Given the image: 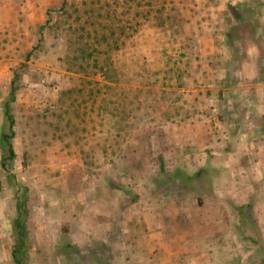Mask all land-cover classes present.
Wrapping results in <instances>:
<instances>
[{
    "label": "rangeland",
    "instance_id": "obj_1",
    "mask_svg": "<svg viewBox=\"0 0 264 264\" xmlns=\"http://www.w3.org/2000/svg\"><path fill=\"white\" fill-rule=\"evenodd\" d=\"M234 2L0 0V135L21 75L11 104L14 187L0 149V264H17L15 251L22 264H101L99 236L113 228L121 246L127 215L139 212L140 178L162 180L152 170L174 148L183 157L171 176L198 185L189 196L219 201L215 209L238 234L240 252L226 246L215 264H264V115L256 104L264 111V42ZM203 117L217 143L193 150L203 134L188 122ZM223 142L241 154L220 159L213 152ZM118 249L114 264L123 262ZM132 250L130 264H154ZM194 256L193 264L207 263Z\"/></svg>",
    "mask_w": 264,
    "mask_h": 264
},
{
    "label": "crops",
    "instance_id": "obj_2",
    "mask_svg": "<svg viewBox=\"0 0 264 264\" xmlns=\"http://www.w3.org/2000/svg\"><path fill=\"white\" fill-rule=\"evenodd\" d=\"M240 2L243 4L241 9L250 15L248 20L256 24L257 38L264 42V0H235L232 6ZM257 101V111L264 115L262 101L259 99ZM188 124L192 128L201 129L204 135H201L199 140L195 139L190 144V148L193 147V150L195 148L200 150L214 148V145L208 147L209 142L213 141L215 144L217 141L208 131L211 123L206 117L195 119L193 122L190 120ZM252 125L257 131V127H261V122L260 120L254 121ZM243 129H247V127ZM240 135L242 138L240 137L239 141L241 142L246 134L241 132ZM251 138L253 139H250V142L259 140L258 134ZM222 144L219 152H213L220 154L221 151L223 156L220 159L226 157L227 154L236 156L241 154L239 147L237 151L228 152L224 142ZM159 157L165 163L164 165L161 163L163 166L154 167L152 172L162 173V180L155 181L148 174L144 176V179L140 178L142 181L144 180V188L142 192L137 193L133 204L139 212L137 215H127L128 218L125 220L128 222L125 225L126 228L122 229L123 240L120 246L121 254L124 255L122 264H130L131 261H135L129 258L135 253L132 248H136L143 255L147 254L148 263L153 262L154 264H193L194 257L196 258L194 255L197 252L207 256V263L215 264L224 254L223 250L226 246L240 252L234 243V241H238L237 232L227 227L228 223L223 220L222 216L220 217L221 213L215 209L219 206V201L211 203L202 197L203 199L199 203L198 199L189 196V188L181 179L171 176V173L173 174L174 170H178L180 166L178 161L183 157L181 151L175 148L170 149L163 156L160 154ZM167 163L168 166H166ZM198 166L192 164L186 169L190 168L195 173L200 167ZM165 205L167 209H164ZM141 209L143 213H141ZM124 214L126 213H123V216ZM130 222L135 224L131 226ZM114 235L115 232L112 228L105 233V237L101 234L95 244V248L105 250V257L98 259L101 264H114L116 254L120 253L118 251L119 243H113L112 236ZM91 248L94 249L93 246ZM201 264L205 263L201 262Z\"/></svg>",
    "mask_w": 264,
    "mask_h": 264
},
{
    "label": "trees",
    "instance_id": "obj_3",
    "mask_svg": "<svg viewBox=\"0 0 264 264\" xmlns=\"http://www.w3.org/2000/svg\"><path fill=\"white\" fill-rule=\"evenodd\" d=\"M229 38V42L230 44L233 46L234 45V40L233 38ZM32 53H29V56ZM21 78V75L16 73L14 75V78L12 80V85H11V91H10V95H9V100L7 101L5 108H4V117H5V123L3 126V130L1 132L0 135V149L2 152V157H1V168L2 170L6 171V178H7V182L9 183V185L11 187L16 186V181H15V176L13 173V164L17 159V153L15 150V146H14V139L16 136V132H15V124H16V120H15V116L13 114V110H12V106L11 104L14 103L16 101V85L19 81V79ZM194 179L195 177H189L187 178V181L194 183ZM184 180V177H183ZM197 180V179H196ZM188 186V185H187ZM189 188H191V186H189ZM193 190H198V185L194 184L193 188H191L190 191ZM202 197L199 196L198 197V201L199 203L201 202ZM17 210H18V214L19 216H21V202L19 201L17 204ZM18 216L17 220H16V235L18 237V239L22 242L24 235H23V221L20 219V217ZM245 220L248 223H253L251 221V219L245 214L244 215ZM254 244L257 245L258 243L256 241H254ZM71 246H69L70 248ZM67 251V249L61 248L60 249V253L61 254H65ZM13 258L14 260L17 262V264H22L21 261L19 260L18 257V253L15 251L13 252Z\"/></svg>",
    "mask_w": 264,
    "mask_h": 264
}]
</instances>
